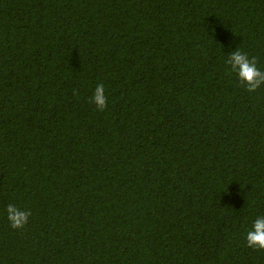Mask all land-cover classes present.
Segmentation results:
<instances>
[{
    "label": "trees",
    "instance_id": "1",
    "mask_svg": "<svg viewBox=\"0 0 264 264\" xmlns=\"http://www.w3.org/2000/svg\"><path fill=\"white\" fill-rule=\"evenodd\" d=\"M237 48L264 71V0H0V264H264Z\"/></svg>",
    "mask_w": 264,
    "mask_h": 264
},
{
    "label": "clouds",
    "instance_id": "2",
    "mask_svg": "<svg viewBox=\"0 0 264 264\" xmlns=\"http://www.w3.org/2000/svg\"><path fill=\"white\" fill-rule=\"evenodd\" d=\"M227 65L229 71L236 74L237 79L247 92H256L264 86V71H261L257 67L255 57L249 58L247 53L237 48L228 55ZM104 92V85L98 84L93 96L90 97V103H94L100 111L105 110L108 103ZM6 213L10 226L13 229H23L31 216L30 211L22 210L13 204L7 206ZM246 243L249 248L264 250V216H259L254 220L250 230L246 234Z\"/></svg>",
    "mask_w": 264,
    "mask_h": 264
}]
</instances>
